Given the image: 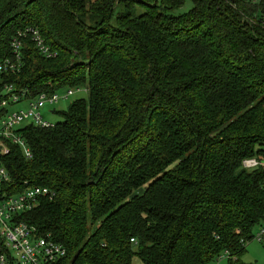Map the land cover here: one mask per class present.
Segmentation results:
<instances>
[{
    "label": "trees",
    "instance_id": "16d2710c",
    "mask_svg": "<svg viewBox=\"0 0 264 264\" xmlns=\"http://www.w3.org/2000/svg\"><path fill=\"white\" fill-rule=\"evenodd\" d=\"M28 28L56 56L27 38L6 81L88 94L17 131L32 158L0 157L12 193L53 192L21 220L59 264H244L264 222V0H0V59Z\"/></svg>",
    "mask_w": 264,
    "mask_h": 264
},
{
    "label": "built area",
    "instance_id": "2783aa9c",
    "mask_svg": "<svg viewBox=\"0 0 264 264\" xmlns=\"http://www.w3.org/2000/svg\"><path fill=\"white\" fill-rule=\"evenodd\" d=\"M252 1L254 4L261 2V0ZM27 38L45 57L56 56L51 47L45 43L40 32L28 28L19 32L11 42L12 58L0 59V157L10 153L7 142L11 141L20 145L25 155L32 158L30 150L17 133L21 124L29 122L41 128H53L55 124L43 117L42 110L47 104L54 105L60 100H67L77 91L66 89L65 92L62 90L56 93L43 92L36 99L31 100L27 98V91L18 92L6 81L8 74L20 71L22 50ZM22 101L28 102L26 109L10 110L12 106ZM261 164L263 163L257 159L243 162L246 169H255ZM11 183L10 174L0 164V264H59L67 256L66 247L49 236H40L35 226L21 220V216L34 210L42 199H53V192L43 187H26L21 193H12L9 190ZM253 240L264 243V222L255 232ZM229 258V252H225L220 256L219 262Z\"/></svg>",
    "mask_w": 264,
    "mask_h": 264
},
{
    "label": "rangeland",
    "instance_id": "374dc122",
    "mask_svg": "<svg viewBox=\"0 0 264 264\" xmlns=\"http://www.w3.org/2000/svg\"><path fill=\"white\" fill-rule=\"evenodd\" d=\"M192 3L188 1L185 6L174 11L175 15H181L188 12L192 8ZM66 89H63L62 92H65ZM88 94L85 90H81L69 97L67 100H60L54 105L47 104L46 107L42 110L43 117L51 123H58L63 120L61 113L69 109L73 101L78 99H87ZM28 106L27 101H22L10 108L11 111H19L21 109H26ZM29 122H24L20 127L27 125ZM242 262L244 264H264V246L262 242L252 240L248 247L245 256L243 257ZM135 264H142L140 261L136 260ZM218 264H229L227 259H222Z\"/></svg>",
    "mask_w": 264,
    "mask_h": 264
}]
</instances>
